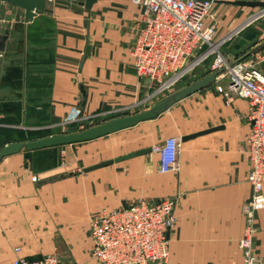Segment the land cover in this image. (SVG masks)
Segmentation results:
<instances>
[{
  "label": "crops",
  "instance_id": "1",
  "mask_svg": "<svg viewBox=\"0 0 264 264\" xmlns=\"http://www.w3.org/2000/svg\"><path fill=\"white\" fill-rule=\"evenodd\" d=\"M229 1L212 3V17L207 20L216 21L217 31L222 29L221 19L218 22L214 13L226 10L223 5L232 4ZM46 7L26 20L22 7L0 0V33L7 32L0 50V110L8 101H19L22 112L46 104L54 125L76 105L81 116L118 107L134 113L165 96L149 100L154 87L136 74L132 64L129 50L141 18L140 7L132 0H95L90 7L84 0H46ZM259 66L264 69V61ZM204 75L195 74L176 89ZM138 102L142 104L133 110ZM117 115L122 114L112 116ZM30 117L34 116L25 120ZM247 118L246 99L227 100L206 86L154 118L63 144L68 156L81 148L80 172L66 173L65 161L60 164L65 155L59 158L53 146L3 156L0 264H11L15 246L28 259L52 252L66 262L75 261L69 263L94 264L89 211L126 205L138 197L176 198L168 256L162 263L149 264H245L239 241L246 228L243 206L252 193L247 179ZM214 126L219 128L182 141L177 170L157 171L158 146L165 137ZM79 143L81 147L76 146ZM147 146L149 152L82 171L84 166ZM251 224L250 254L264 264V208L254 211Z\"/></svg>",
  "mask_w": 264,
  "mask_h": 264
},
{
  "label": "built area",
  "instance_id": "2",
  "mask_svg": "<svg viewBox=\"0 0 264 264\" xmlns=\"http://www.w3.org/2000/svg\"><path fill=\"white\" fill-rule=\"evenodd\" d=\"M216 0H132L141 10L140 27L129 54L138 76L146 77L154 87L153 94L167 95L176 85L195 72L209 74L219 70L213 84L227 100L241 97L248 102L249 129L247 179L252 187L244 204L246 228L239 244L245 264H263L250 254L251 224L256 209L264 208V46L255 57L238 61L228 58L222 45L233 34L219 35L216 21L210 19ZM150 97V96H149ZM181 135H169L158 146L157 171L178 169ZM175 143V156L172 157ZM175 197L134 201L115 207H102L91 217V256L96 264H149L166 260L168 231L176 223ZM12 264H77L69 263L55 253L46 252L28 259L18 254Z\"/></svg>",
  "mask_w": 264,
  "mask_h": 264
},
{
  "label": "rangeland",
  "instance_id": "3",
  "mask_svg": "<svg viewBox=\"0 0 264 264\" xmlns=\"http://www.w3.org/2000/svg\"><path fill=\"white\" fill-rule=\"evenodd\" d=\"M223 7H227V9L221 10L219 14L214 13V17L215 19L218 20V22H219V19H221V23L219 25H220V28L222 29L220 31L218 30L219 35H223L225 33H232L239 29V31L236 34L232 35L230 40H228L222 45V49L224 53L227 55V57L236 59L244 55V53H246L252 47L257 45V43L264 40V10L261 6H248V5H238V4H228V5H223ZM256 51L245 57H255ZM205 72L206 71H204V73ZM204 73H201V72L197 73L194 71L193 73L194 75L192 74L188 77H185L183 81H181L180 83L176 85V87L179 86L181 83H184L187 80L192 79V77L195 76V74L197 76L198 74H204ZM207 87H209L213 93H217V94L219 93L216 90V87L213 83L207 85ZM153 92L150 93V97L148 95L149 100L153 98L156 99L154 97L155 95L163 96L162 94H153ZM33 98L41 99L40 97H33ZM42 103H43V100H42ZM141 104H139L138 102L137 104H135V106H133L132 109L136 110L137 107H139ZM41 109H42V106L40 105L38 107V110H41ZM44 112H45V109H44ZM129 112H130V109L126 107L125 108L118 107L108 112L100 113L98 115L88 114L87 116H81L83 115L81 113V107L79 105H76L72 107L70 111L66 113V115L64 116L65 119L59 121L58 123L55 122L54 125H51L49 114L46 112L48 115V120H45V121L37 120L36 118L37 115L33 114L31 116H34V117H30L26 121L25 117H29V113H27L28 115H26L25 117L20 116L15 121V124L17 125L18 123L21 124L20 126L18 125L15 127L21 128L26 131H34V132L37 131L36 135L59 134L63 132H72V131L81 130L90 125L99 123L103 118H106V117L108 118V116L110 115L112 116L116 114H124V113H129ZM81 122L83 123L82 126H81ZM247 122L249 123L248 118H247ZM4 124L5 123H0V125H4ZM4 126H8V125H4ZM36 135H34L33 137L36 138ZM35 138H32V139H35ZM2 146L3 145H0V148ZM76 146L81 147V143L76 144ZM68 147H74V145L68 146ZM64 148H65L64 145H57V146H53L51 149L57 151L59 154V158H60L61 154L65 155ZM75 150L76 149L69 151L71 154L69 156L66 154L64 156L65 160L62 158L60 161V164L61 162L65 161L64 171L66 173H69L68 171H71L73 173L81 171V148H79V151H75ZM22 152L24 153V155L30 153V151H26V150H22ZM85 156L86 155H84V157ZM32 179L37 180L38 177L34 176ZM97 208L91 209L88 213V216H87L88 217V224H87L88 232H90L91 217L93 213L98 210ZM69 262H75V261H69ZM11 264H12V261H11ZM94 264L96 263L94 262Z\"/></svg>",
  "mask_w": 264,
  "mask_h": 264
},
{
  "label": "water",
  "instance_id": "4",
  "mask_svg": "<svg viewBox=\"0 0 264 264\" xmlns=\"http://www.w3.org/2000/svg\"><path fill=\"white\" fill-rule=\"evenodd\" d=\"M15 5H18L24 9L25 19H31L36 13H41L47 9L46 7V0H6ZM95 0H84V4L87 7H90L91 4ZM232 4H239V5H248V6H261L264 10V0H230ZM7 37V32L4 34L0 33V50L4 48L5 39ZM264 46V40L257 43L254 47L248 50L244 55L239 58H236L235 61L245 58V56L255 52L260 47ZM89 45H87L86 52L84 57L87 55ZM219 72L213 71L199 79L194 80L191 83H188L182 87H179L172 92L168 93L162 99L156 101L152 104L149 108L140 110L134 113H125L122 115L112 116L102 122L90 125L86 128H83L78 131L72 132H63L59 134H51L48 136L35 138V139H28L22 141H14L5 143L0 148V159L8 154L16 153L20 150H33L43 147L49 146H57L63 144H70L75 142L86 141L90 139H94L103 135H106L110 132L126 128L128 126H132L137 122L145 119H150L156 117L159 113L166 110L169 106H171L176 101L180 100L181 98L188 96L189 94L213 83L215 79V75ZM219 128V126H214L210 128H206L203 130L195 131L192 133H188L181 136L182 140H186L192 137H195L200 134H204L206 132L212 131ZM151 147H142L133 151H129L127 153H123L121 155L115 156L113 158L103 159L96 163L87 165L82 167V171H88L100 166H104L110 164L114 161H120L126 158H130L132 156L142 154L145 152H149ZM168 235V233H167Z\"/></svg>",
  "mask_w": 264,
  "mask_h": 264
},
{
  "label": "trees",
  "instance_id": "5",
  "mask_svg": "<svg viewBox=\"0 0 264 264\" xmlns=\"http://www.w3.org/2000/svg\"><path fill=\"white\" fill-rule=\"evenodd\" d=\"M37 84L39 85V82L37 81ZM27 98V97H26ZM41 110H33L32 112L28 110V112H22L20 111V102L19 101H8L1 103V112L2 114H5L4 116H0V123H15V121L21 116V114H24L25 116L36 114L37 120H48V115L46 113V104H42ZM45 109V112H44ZM37 134V131H26L21 128L17 127H11V126H4L0 125V145H4L8 142H14V141H22V140H28L35 138L34 135ZM51 134H40L36 135V138L48 136ZM29 151V150H26Z\"/></svg>",
  "mask_w": 264,
  "mask_h": 264
},
{
  "label": "clouds",
  "instance_id": "6",
  "mask_svg": "<svg viewBox=\"0 0 264 264\" xmlns=\"http://www.w3.org/2000/svg\"><path fill=\"white\" fill-rule=\"evenodd\" d=\"M175 156V143L173 144V151H172V157L174 158Z\"/></svg>",
  "mask_w": 264,
  "mask_h": 264
}]
</instances>
